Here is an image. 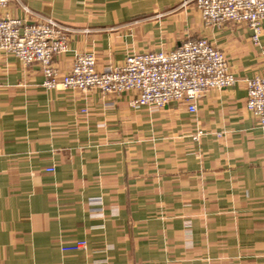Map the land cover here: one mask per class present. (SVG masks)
<instances>
[{
    "label": "crops",
    "instance_id": "1",
    "mask_svg": "<svg viewBox=\"0 0 264 264\" xmlns=\"http://www.w3.org/2000/svg\"><path fill=\"white\" fill-rule=\"evenodd\" d=\"M22 6L71 30L58 81L78 54L102 71L205 39L237 83L195 114L131 108L134 91H47L38 65L0 53V264H264V130L243 83L264 77V23L253 45L244 23L206 26L194 0H12L5 13L22 20Z\"/></svg>",
    "mask_w": 264,
    "mask_h": 264
},
{
    "label": "built area",
    "instance_id": "2",
    "mask_svg": "<svg viewBox=\"0 0 264 264\" xmlns=\"http://www.w3.org/2000/svg\"><path fill=\"white\" fill-rule=\"evenodd\" d=\"M12 0H0V53L16 59L24 68L38 65L47 91L88 92L102 96L136 92L131 108H167L184 103L189 114H195L204 94L220 92L235 86L226 57L205 39L183 43L171 52H156L127 57L119 68L98 71L93 54L74 57L70 72L57 80L53 67L55 56L68 51L71 30L51 17L31 20L27 6L24 18H11L5 11ZM185 3V2H184ZM203 23L219 26L244 23L251 30V42L257 45L264 23V0H194ZM86 32V31H85ZM246 109L264 130V77L243 80ZM86 113V111H83ZM201 133H197L199 139ZM53 168H42L40 179L50 183ZM86 247L84 242L62 246V253H74Z\"/></svg>",
    "mask_w": 264,
    "mask_h": 264
}]
</instances>
